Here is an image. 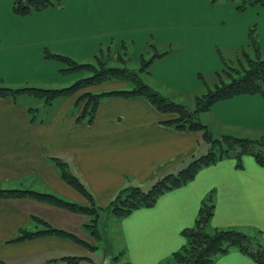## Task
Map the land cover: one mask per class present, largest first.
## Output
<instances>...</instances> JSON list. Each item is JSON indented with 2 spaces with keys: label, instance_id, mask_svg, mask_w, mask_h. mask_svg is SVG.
I'll return each mask as SVG.
<instances>
[{
  "label": "crops",
  "instance_id": "obj_1",
  "mask_svg": "<svg viewBox=\"0 0 264 264\" xmlns=\"http://www.w3.org/2000/svg\"><path fill=\"white\" fill-rule=\"evenodd\" d=\"M174 3L180 2L64 0L60 7L20 16L13 0H0V84L53 83L63 64L45 57L47 49L90 61L101 48L125 41L136 57L152 41L155 54L157 49L167 53L155 59L147 82L170 99L190 94L195 108V97L205 87L202 76L224 68L235 50L248 45L254 26L264 52V6L239 9L236 2L184 0L177 6L184 12L173 14ZM79 94L59 98L53 115L49 108L45 114L28 107L20 100L24 96H0L1 188L34 189L105 207L121 190L138 186L148 191L160 177L178 172L210 149L201 130L166 122L177 114L161 111L146 96L108 97L91 122L79 121L69 111ZM200 120L215 136L261 138L264 92L219 100L200 113ZM51 156L64 160L83 187L69 183ZM241 159V166L234 157L204 166L153 205L114 215L119 245L113 235L105 241L89 233L85 212L30 196L0 197V264H162L186 243L183 230L195 225L209 196L215 203L212 228H236L264 245V166L250 154ZM35 175L44 183L40 187ZM106 215L110 219L113 214ZM35 216L93 246L60 235L13 241L23 229L46 228ZM213 264L260 263L233 248Z\"/></svg>",
  "mask_w": 264,
  "mask_h": 264
},
{
  "label": "trees",
  "instance_id": "obj_2",
  "mask_svg": "<svg viewBox=\"0 0 264 264\" xmlns=\"http://www.w3.org/2000/svg\"><path fill=\"white\" fill-rule=\"evenodd\" d=\"M220 1H232L237 3L239 9H245L249 6H264V0H212L213 3ZM64 0H13V9L17 15L25 16L37 11L60 7ZM250 42L246 46H241L235 50L237 61L240 67H232L225 61L223 69L216 71L212 75V83L208 82L206 76H202L203 83L208 86V91L197 97L195 109L178 103L155 89L149 83H146L136 71L130 70L125 66H107L105 61H98L102 64L97 67L93 62L80 61L69 55L53 52L49 49L45 52V57L56 59L64 63L60 69L61 73H69L86 69L91 72L90 75L78 78L72 84L60 87H40L35 85H24L12 87L5 84L0 85V96L16 99L21 94H30L43 98L47 103L53 104L59 98L69 97L79 94L75 101L77 111L71 114H77L80 121L91 122L97 112L100 102L108 97H134L146 96L151 102L163 112L176 113L177 117L167 120L177 127L201 130L205 139L210 143L209 151L193 159L187 166L178 172H170L160 177L148 191L141 187H128L120 191L117 196L105 207L93 203V206H85L73 201H68L54 193L41 192L34 189L13 188L5 189L0 187V197H34L36 199L66 207L73 211L87 212L90 215L95 214V220L87 223L86 227L92 228L91 232L99 237L97 220L99 219V208L110 211L115 216L123 217L128 215L134 209L141 206H151L157 198L171 189L191 181L196 173L204 166L216 163L225 157L237 158L238 165L241 166V157L250 154L255 157L259 164L264 166V136L253 139L249 137H239L231 134L215 136L211 129L201 122L200 113L210 110L213 104L219 100L244 94V93H263L264 92V52L259 46V35L256 27L250 30ZM153 47L155 43L148 42ZM131 49V46L128 45ZM112 45H109V49ZM105 48V47H103ZM93 56L99 58V53ZM144 53V52H143ZM158 53L146 59V66L150 72L155 59L165 55ZM92 58V59H93ZM114 77L129 79L134 82V86L128 89H111L108 91L94 92L88 91L92 85L99 84ZM83 106V108H82ZM32 111V110H31ZM35 111V110H34ZM61 170V175L71 184L82 185L80 181L69 170L67 163L61 158L49 157ZM83 187V185H82ZM215 203L212 196L203 201L194 226L183 230L186 243L183 247L175 251L162 264H213L222 254L237 248L250 255L256 262L264 264V245L256 238L236 228H212L209 224L214 213ZM35 218L45 224L46 228L37 231L22 230V234L14 238L13 241L31 238L38 235H60L75 239L86 245H91L85 239L68 232L64 229L56 228L45 220Z\"/></svg>",
  "mask_w": 264,
  "mask_h": 264
},
{
  "label": "rangeland",
  "instance_id": "obj_3",
  "mask_svg": "<svg viewBox=\"0 0 264 264\" xmlns=\"http://www.w3.org/2000/svg\"><path fill=\"white\" fill-rule=\"evenodd\" d=\"M182 1H184V0H179L180 3H178V4L174 3L173 14H182L184 12L183 8H177V6L182 5V3H181ZM220 2H223V1H220ZM220 2H218V3H220ZM228 2H232V1H228ZM233 4H235V3H233ZM254 14H257V13H254ZM107 47L108 46H105V48H103V50L99 53V58H97V59L93 58L90 60V62H93L96 65H98L97 67H100L103 64V63L100 64L101 62L98 63V61H105L106 64H104V65H107V66H121V67L125 66V67L129 68L130 70L136 71L139 74V76L146 83H149V82H147L149 80V76H148V70L149 69L145 64V61H147L146 59H149L151 56L155 55V50H153L151 46H149L147 44V47H146V50L144 51V53L136 55V57H135V54H133V51H131V49L129 48L126 41L122 42V44L118 45V46L112 45V47H110L109 49ZM158 53H160V51L157 49L156 54H158ZM225 55H226V52H225ZM227 55H230V54H227ZM237 58H238L237 55L235 53H233L232 58L227 63L232 67H240L241 65L237 61ZM59 62H61V61H59ZM61 63L63 64V67H64L65 66L64 63L63 62H61ZM61 74L62 73H60V71H59V74L52 79V80H54L53 83L43 84V83L31 82V84H28V85H35V86H40V87H50V88H52V87L60 88V87H64V86L72 84L74 81H76L80 77L90 75L91 72H88L86 69H82L81 71L69 72L68 75H61ZM63 74H65V73H63ZM73 74H76L77 77H75ZM211 75L207 74V76H206L209 83L213 82ZM67 77H70V79L67 80L66 79ZM199 81H201V80L199 79ZM107 82H115L113 85H125V86L120 87V88L119 87L115 88V87L109 86ZM104 83H106V84H104ZM96 85H100V87H98L97 90L94 92H101V91H108L111 89L132 88L134 86V82L132 80H129L128 78L127 79H121V78L114 77L112 79H109L107 81H103V82L96 84ZM201 85H202V82H201ZM16 87H18V86H16ZM155 89H157V88H155ZM207 91H208V86L205 85V87H202L201 91L198 92L197 94L203 95ZM20 96H24L20 100L25 102L28 105V107L41 108V112L45 113V114H46V111H44V108H49V113L51 115H53L61 103V99L55 100L54 104L50 105L43 98H40V97H37L34 95L24 94V95H20ZM175 97L176 98H171V99L178 102V103H181V104L183 103L187 106H190L189 108H191V106L193 105L191 102L190 94L184 95L181 97L180 96H175ZM65 98H67V97H65ZM178 99H181V100H178ZM196 99L197 98L195 97V104H196ZM191 109H195V108H191ZM69 111H70V114L72 113V111L73 112L77 111L76 105L73 104L71 106V108L69 109ZM32 113H34V112H32ZM83 122H88V121L84 120ZM208 151H209V149L207 150V152ZM245 156H246V154L243 155V157H245ZM233 157H237V156H233ZM50 160L53 162V159H50ZM56 167H57V165H56ZM33 178H34L33 181L35 183L37 182V186L39 185V187H40V185L44 184L42 179H40L38 176L35 175ZM63 197H65V196H63ZM66 199H69V198H66ZM72 201L75 202L74 200H72ZM76 203H79V202H76ZM82 205H85V204H82ZM85 206H93V203L90 205H85ZM98 212H99V215H98L99 219L97 220L98 222H97L96 228L98 229V232L100 233V237L102 236L101 239L106 241L110 238L109 236L113 235V236H115L114 242H117V245H119L120 239L118 237H119L120 229H119V226H115V225L113 226L114 215H112V217L110 219H108L107 218L108 216L106 215L107 210L99 208ZM85 213L89 215V222L88 223L93 222L92 219L95 220V216H96L95 214L90 215L87 212H85ZM91 229L92 228H89V229L87 228V231L89 233L95 235L94 233L91 232ZM103 243L104 242H102V244ZM112 264H119V263H117L115 260H113Z\"/></svg>",
  "mask_w": 264,
  "mask_h": 264
}]
</instances>
